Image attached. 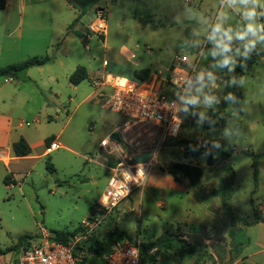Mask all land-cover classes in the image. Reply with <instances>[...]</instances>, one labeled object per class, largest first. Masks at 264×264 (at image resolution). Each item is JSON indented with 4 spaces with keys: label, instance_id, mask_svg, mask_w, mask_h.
<instances>
[{
    "label": "rangeland",
    "instance_id": "374dc122",
    "mask_svg": "<svg viewBox=\"0 0 264 264\" xmlns=\"http://www.w3.org/2000/svg\"><path fill=\"white\" fill-rule=\"evenodd\" d=\"M71 1L76 6L83 5L84 12L77 8L75 11L86 26L95 19L98 11L95 8H103L105 34H90L91 39L85 41L87 49L80 37L72 34L66 41L69 51L60 52V41H55L52 36L64 33L65 23L76 19H73L69 0H9V6L0 9V67L33 55L47 54L52 60L46 64L53 68L60 82L64 70H60L62 67L54 58L57 55L65 66H84L90 73L106 68L104 71L111 77L137 79L133 73L137 69L164 71L161 65L170 61L173 49L177 48L174 41L184 37L186 30L190 35L194 33L197 47L204 46L197 65L206 72L203 75L206 80L203 83L198 80L191 88L190 93L195 99L185 97L180 115L181 131L175 142L191 139L200 146L208 135L219 142V148L228 155L226 159L212 166H206L203 160H191L202 168L201 178L205 182L215 178L213 186L219 182L221 187V175L226 174L224 164L229 163L234 171L229 204L233 213L224 214L218 201L214 203L219 204V209L213 206L214 210H210L211 207L206 210L207 198L202 189L182 178L177 188L146 184L145 192L140 194L142 187H135L137 190L131 201L127 197L101 217L91 235L104 239L109 232L117 230L130 240L152 243L144 250L142 259L151 256L156 263L181 264L190 260L194 264H209L211 260L216 264L217 260L218 264H225L230 254L231 230L236 228L232 214L238 212L239 222L247 217L254 218L253 207L264 204V38H261L264 34V0ZM21 19L25 23L32 22L44 39L52 37L51 48L35 54L30 53L39 50L12 52V38L5 36L3 29L10 21ZM253 49L258 50L259 60L249 72L236 78L242 91L239 108L232 100L218 96L221 85L214 88L212 79L216 72H225L227 75L224 76L230 77L233 59L241 58ZM168 73L169 69L166 75ZM71 88H61L56 117L38 126L58 134L56 141L60 147L38 159L14 166L12 176L16 182L13 184L4 183V176L9 173L0 168V259L9 255L8 248L12 246H16L18 252L26 242H37L41 229L48 232L76 230L80 222L93 213L94 204L106 187L107 166L114 165L115 157L98 143L111 130L122 127L124 119L105 108L102 97L94 93L89 96L95 90L89 77L78 83L75 90ZM170 93V97L177 95L174 88H170ZM221 100L222 107L218 103ZM19 117H23L20 119L25 128L35 131V123L24 116ZM208 118L211 120L210 131L204 125ZM27 121L28 125L25 124ZM138 128L119 135L125 149L144 140L138 132H145L147 140H159V131ZM167 141L166 138L160 145L151 168L158 180H163L160 175L173 178L167 169L171 162L186 161L176 155L182 146L174 141L166 144ZM252 162H255L254 167ZM48 163L53 170L47 167ZM257 213L255 220L260 222L264 216ZM258 224L254 229H237V235L246 239L245 247L238 255L240 263L264 264V242L261 244L256 233L264 226ZM216 233L220 240L216 246L210 242L202 243L203 238L211 240ZM182 235H186L194 246L181 241ZM20 238L24 239L22 243ZM101 263L100 257L84 254L83 264Z\"/></svg>",
    "mask_w": 264,
    "mask_h": 264
},
{
    "label": "built area",
    "instance_id": "2783aa9c",
    "mask_svg": "<svg viewBox=\"0 0 264 264\" xmlns=\"http://www.w3.org/2000/svg\"><path fill=\"white\" fill-rule=\"evenodd\" d=\"M105 31L106 24L103 14L98 10L95 19L88 24V32L104 35ZM197 67L196 57L181 52L175 54L165 82L169 88L177 91L176 97H170V94L166 92L149 93L144 90L143 80L129 79L125 76L106 75L100 82L92 79V83L101 85L102 89H108L106 92L101 89L97 93L103 98L102 105L122 115L124 119L122 127L115 128L98 143L100 148L115 157L114 165L107 167L109 178L106 187L94 204L93 213L80 222L81 230L74 234L67 243L54 240L52 232L41 229L37 242L21 248L18 252L9 251L7 257L0 259V264H83L84 254L88 253L84 241L98 225L99 219L129 197L135 187L145 185L163 140L179 135L180 115L185 97L196 98L190 90L200 77ZM138 127H149L159 131V140H147L144 136L145 132H138L137 135L143 136L144 140H138L130 148L128 147V150L125 149L119 137L124 131H134ZM200 146L209 150L204 143ZM58 147L60 143L52 141L47 146V151ZM148 151L153 152V157L149 161L132 162L133 155ZM141 245L142 242L139 239L130 240L125 237L112 245L110 251L102 258L101 264H140ZM77 247L80 251L75 253L74 250Z\"/></svg>",
    "mask_w": 264,
    "mask_h": 264
},
{
    "label": "crops",
    "instance_id": "0c3cea01",
    "mask_svg": "<svg viewBox=\"0 0 264 264\" xmlns=\"http://www.w3.org/2000/svg\"><path fill=\"white\" fill-rule=\"evenodd\" d=\"M5 1H6L5 8H7L9 6V2H8L9 0H5ZM72 2L73 1L69 0V7L73 12V19L77 18L76 21L73 22L72 20L70 21V23H65L64 33H59V35L57 36H52L53 38H55L54 39L55 41H60L61 46L59 47V50L60 52L63 53L65 52L67 53L69 51L68 43L66 41L70 35L77 34L80 37V40L81 42H83L84 44L83 46L86 49L88 45L86 44L85 41L90 40L92 37L88 32V26H86V24L82 22L81 16L79 14L77 15L75 11L77 8L79 11L81 10L82 12H84L83 5L76 6ZM221 4L222 1L220 2V7ZM96 9H98L99 11L102 12V14H104L103 8L98 7L95 8V10ZM193 22L196 23L197 20H193ZM3 33L5 34V36L12 38L11 51L14 53L20 51H27L29 49L39 50V51H34L33 53L30 54L43 53L46 52L49 48H51L52 45L49 44H52L51 42H53L51 39L52 37L51 38L48 37V39H44L43 37H41L39 31L34 29V25L32 22L25 23V21L22 19L18 21L15 20L13 22L10 21L8 24H5ZM192 34L193 35H190V33L188 34V31L186 30L184 37L178 38L176 39V41H174L173 44L177 46V48L173 49V55L170 61L161 65L163 66L164 71L162 69L151 71L149 68H144L149 70L148 75L143 80L145 91L152 94H156V93L158 94L162 92L171 94L170 88L167 86L165 82V77L167 74V70L169 69L174 59L175 54L178 53L179 51L191 52L193 54L192 56L197 58V63H198L203 53L204 46H200L198 48L194 42V38H193L194 33ZM44 41H45V45H44ZM59 50H56L57 53H59ZM230 54H232V50ZM131 55L132 53L129 56ZM54 58L59 63V66L62 67V69L60 70H64L61 82H60V78L54 73L55 71L53 70V68H49L50 66H48L47 64L30 67L26 70L23 76L20 77L0 78V168L1 169L3 168L6 172L10 174V175L7 174L3 178V181L6 180L8 182L7 184L5 183L6 185H10L16 182L14 177L12 176L14 166H18L20 163H24L25 161L35 160L38 159L39 157L47 155L51 151L49 152L47 151L48 145H46L45 143V138L52 136L53 139L51 140V142L56 141L58 138V134H54L52 131H48V130L45 131L44 129L42 130L38 128V126H40L41 123H46L56 117L57 115L56 113L59 111L58 108L59 100L61 99L62 96L61 88L66 89L68 87H72L71 89L73 90L76 89V85L71 84L68 80V76L74 71L76 65L65 66L64 61L60 58V56L58 57L57 55V57L55 56ZM197 68H198V73L200 74L198 80L201 79L200 81H202L203 83L206 80V78L203 77V75H205L206 72L200 69L199 67ZM32 69H36V70H32ZM105 69L106 68L92 73L88 72L86 69L87 75L90 78L91 83H92V79H95L96 82H100L107 75V73L104 71ZM164 72L166 73L164 74ZM224 73L225 72H221L220 74H218L216 72L213 75L214 79H212L213 80L212 86L214 88H219V84L221 85L220 94L218 95L221 96V98H222V91L224 88L223 87L224 84L221 76ZM157 74L158 76H156ZM224 75L227 74L225 73ZM92 84L94 85L95 90L91 92L89 96H93V93L97 94L98 91L102 89L101 85H98L97 83L96 84L92 83ZM102 91L106 92L108 91V89L107 88L102 89ZM68 98H70V96H68ZM218 103L222 104V100L221 102ZM19 116H24V118H29L31 122L35 123V131L30 130V128H25L24 123L22 121L23 119H20L23 117H19ZM25 124L28 125L29 124L28 121L25 122ZM111 131L107 135H109ZM20 137H22L27 142L30 151L27 155L16 156L12 150V144L15 141H17ZM153 164L154 162L152 163V166ZM151 168L147 176L145 185L149 184V186H157V187L167 185L174 188L180 187V180L184 177H180L177 181H175L173 178H170L168 175L167 176L160 175V177L163 178V180H158L156 176L154 177ZM215 176L217 175L215 174ZM224 177L225 175L222 174L221 175L222 180L224 179ZM214 180L215 178L212 177L205 182V180L201 178L199 184L194 186V187L199 186L202 189L201 191H203V194L206 196L207 199L206 202L204 203V207L206 208V210H208L209 207H211L210 210H214L213 206L218 207V209L220 208L219 204L215 205L214 202L218 201L220 203L221 187L219 185V182H215L216 184L215 186H213ZM145 185L142 187L140 194H143L145 192L144 190ZM213 188H215V190H213ZM136 190L137 189H134L127 199L131 201V197ZM230 200L231 198L229 199V204H230ZM139 202L141 204V200ZM257 212H259L261 215L264 216V204H261L259 208L257 206H254L252 214H254L255 217L254 218L247 217L246 219H244V221L242 220L239 222V218H238L239 216L237 215L238 212L237 213L234 212L235 215L233 218H231V220L232 222L235 223L236 226L235 230L239 228L241 229L242 227L245 230L246 228L254 229L255 227H257V225H259L258 223L264 226V221H261L264 220V217L261 218L260 222H256L257 219L255 220V218L258 217ZM256 233L259 235V240L262 244L264 242V227L258 228ZM217 234L218 233H216L214 235V238L211 240L206 237L203 238L202 243L206 245L208 244V242H210L211 245L216 246L217 242L220 241L219 236ZM181 239L185 242V244H190L194 246V244L189 241V238L186 235H182ZM231 239L229 240V247H228L230 252H231ZM244 247L245 245L242 248ZM262 247H263L262 250H264V245ZM241 251L242 249L240 250V252ZM229 257L227 258L228 260ZM239 261L240 258L237 256L231 264H238L240 263ZM184 262L194 264L190 260H185ZM184 262H182L181 264H183ZM216 262H217L216 264H218L217 260ZM162 263H171V262L165 261ZM208 263L215 264L211 260H209Z\"/></svg>",
    "mask_w": 264,
    "mask_h": 264
},
{
    "label": "trees",
    "instance_id": "16d2710c",
    "mask_svg": "<svg viewBox=\"0 0 264 264\" xmlns=\"http://www.w3.org/2000/svg\"><path fill=\"white\" fill-rule=\"evenodd\" d=\"M6 6L5 0H0V9H4ZM77 19V18H76ZM76 19L74 21H76ZM73 21V22H74ZM72 25V24H71ZM261 38H264V34L261 35ZM259 59L258 50L254 49L250 52H245L241 58H234L233 59V72L230 74V77H225L224 74H222L221 78L223 81V91H222V98L223 99H230L232 100L236 106L240 108L241 102H242V91L240 87L236 83V78L249 72L252 65ZM52 60L51 56L47 54L43 55H33L30 57H27L21 61L8 64L6 66L0 67V78L1 77H18L19 75H23L26 70L33 66H40L44 65L46 63H49ZM149 70L148 69H140L134 71V76L138 80H144L145 77L148 75ZM88 77L87 71L84 66H77L74 71L68 76V80L71 84L77 85L82 80L86 79ZM222 104H220V107H222ZM212 115V114H211ZM205 127L208 131H210L211 127V120L210 118L206 119L204 122ZM178 137V136H177ZM168 138L166 144H170L172 141L173 143H177L180 146H182V150H179L177 152V156L181 157L182 159H185L183 157V153L187 150H190L192 148H195L198 146V144L191 139H181L177 142H175L176 138ZM53 139L52 136H49L45 138L46 145H49L51 140ZM203 143L209 147V150L218 156L219 160H224L228 157V155L223 152L219 148V142L214 141L211 138H203ZM211 144V146H210ZM12 150L16 156H23L27 155L30 151V148L27 144V142L20 137L17 141H15L12 144ZM192 159L199 160L196 158H187L186 161L178 160L171 162L167 169L172 173L173 179L178 180L180 177L186 178L189 183L192 186H196L199 184L201 177H202V168L198 164H194L191 162ZM252 166H255V162H252ZM47 167L50 170H53V167L50 163L47 164ZM225 177L223 179V183L221 184L220 189V202L223 209L224 214L226 213H233L232 209L229 205V199L232 195L233 185H234V171L232 166L229 163H226L223 165ZM4 183H8L6 180H4ZM234 217L235 214H232ZM81 230L80 227H78L74 231H55L53 232L52 238L54 240L67 243L70 238L79 232ZM237 230L231 231V253L229 257V261L232 262L239 254L242 247L246 244V239L244 240L242 237L237 235ZM125 238V236H122V233L113 230L108 233L106 238L104 239H98L97 237L93 235H89L88 238L84 241V245L86 248V251L90 254L96 255L100 257L101 259L110 251V247L117 241ZM23 238H20V242H23ZM181 241H183L181 239ZM184 242V241H183ZM185 243V242H184ZM30 245L28 242H26L22 248H25V246ZM152 243L144 244L142 243L141 247V253L142 256L144 255V250L147 247H150ZM187 245V244H186ZM16 246H12L8 248V251H15ZM182 249L179 250L181 252ZM154 260L151 256H147V259L140 260V264H151Z\"/></svg>",
    "mask_w": 264,
    "mask_h": 264
},
{
    "label": "water",
    "instance_id": "95a60500",
    "mask_svg": "<svg viewBox=\"0 0 264 264\" xmlns=\"http://www.w3.org/2000/svg\"><path fill=\"white\" fill-rule=\"evenodd\" d=\"M179 52L190 55V56L193 55L191 52H188V51H179ZM152 157H153V152L151 151L143 152V153L133 155L132 162L133 163H145L149 161V159H151ZM183 157L186 159L196 158L199 160H203L206 166H212L218 161V157L214 156L210 150H206V148L203 146H198V147L185 151L183 153ZM261 221H264V220H261ZM74 251L75 253H78L80 251V248L77 247L75 248ZM228 262L229 260L225 264H227ZM152 264H171V263H152ZM238 264H244V263H238Z\"/></svg>",
    "mask_w": 264,
    "mask_h": 264
},
{
    "label": "flooded vegetation",
    "instance_id": "af4514ba",
    "mask_svg": "<svg viewBox=\"0 0 264 264\" xmlns=\"http://www.w3.org/2000/svg\"><path fill=\"white\" fill-rule=\"evenodd\" d=\"M231 253V252H230ZM233 262V261H232ZM232 262H228L227 264H231ZM226 263V262H225ZM183 264H190V263H188V262H184Z\"/></svg>",
    "mask_w": 264,
    "mask_h": 264
}]
</instances>
